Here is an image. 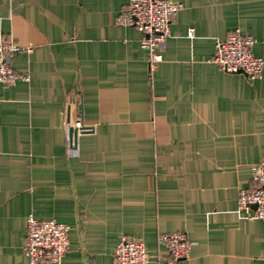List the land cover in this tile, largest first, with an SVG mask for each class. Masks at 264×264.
<instances>
[{
    "label": "crops",
    "instance_id": "obj_1",
    "mask_svg": "<svg viewBox=\"0 0 264 264\" xmlns=\"http://www.w3.org/2000/svg\"><path fill=\"white\" fill-rule=\"evenodd\" d=\"M126 1L0 0L28 76L0 83V264H28L29 215L69 225L55 264H112L122 237L168 264L170 232L192 242L176 264H263L264 219L237 206L264 158V69L250 81L211 58L237 30L264 60V0H170L183 8L154 68L115 22Z\"/></svg>",
    "mask_w": 264,
    "mask_h": 264
},
{
    "label": "built area",
    "instance_id": "obj_2",
    "mask_svg": "<svg viewBox=\"0 0 264 264\" xmlns=\"http://www.w3.org/2000/svg\"><path fill=\"white\" fill-rule=\"evenodd\" d=\"M182 8V3L170 0H127L115 22L140 32V46L148 53L149 67L154 68L162 59L169 25ZM187 35L193 37L194 29L189 28ZM254 41L252 35L235 30L224 39L216 40L211 61L224 72H240L250 81L256 80L262 75L264 60L253 54ZM19 49L0 31V83L28 79L12 67L10 55ZM76 126L81 127L79 122ZM251 180V186L239 191L237 211L249 219H264V158L251 166ZM26 226L24 251L28 264L60 263L69 246V225L29 215ZM159 241L167 250L168 264H176L190 255L192 242L183 232L161 233ZM262 261L264 264V255ZM112 264H149V253L142 241L122 237L114 248Z\"/></svg>",
    "mask_w": 264,
    "mask_h": 264
},
{
    "label": "water",
    "instance_id": "obj_3",
    "mask_svg": "<svg viewBox=\"0 0 264 264\" xmlns=\"http://www.w3.org/2000/svg\"><path fill=\"white\" fill-rule=\"evenodd\" d=\"M77 130H78V128L74 127V126H70L69 129H68L69 136L74 142L76 141Z\"/></svg>",
    "mask_w": 264,
    "mask_h": 264
}]
</instances>
